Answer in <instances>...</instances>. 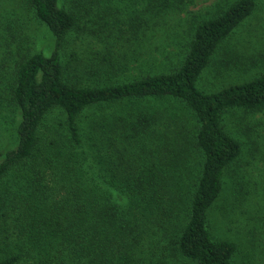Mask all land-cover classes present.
Wrapping results in <instances>:
<instances>
[{
  "label": "trees",
  "instance_id": "trees-1",
  "mask_svg": "<svg viewBox=\"0 0 264 264\" xmlns=\"http://www.w3.org/2000/svg\"><path fill=\"white\" fill-rule=\"evenodd\" d=\"M62 1L19 0L0 15V121L14 137L0 154V264H233L237 244L210 224L243 152L222 118L264 110V71L215 92L196 81L255 0L193 15L179 66L88 85L70 81L59 49L102 0H77L81 13ZM147 1L155 13L192 2ZM30 18L50 33L51 53L31 52ZM150 99L175 101L190 118L121 109ZM54 110L63 120L42 128Z\"/></svg>",
  "mask_w": 264,
  "mask_h": 264
},
{
  "label": "rangeland",
  "instance_id": "rangeland-1",
  "mask_svg": "<svg viewBox=\"0 0 264 264\" xmlns=\"http://www.w3.org/2000/svg\"><path fill=\"white\" fill-rule=\"evenodd\" d=\"M217 1L192 0L182 9L158 13L149 8L147 0H111L108 12L103 11L104 0L102 8L89 5L91 11L79 16L78 24L67 33L59 49L62 61L69 65L68 78L76 85L116 83L179 66L190 40L188 30L193 26V15L204 13ZM64 2L70 10L82 12L77 0ZM18 3L19 0H0V15L10 7H21ZM255 4L252 14L219 44L202 69L196 81L201 90L215 92L263 73L264 0H255ZM111 8L118 10L117 16L109 13ZM19 11L26 14L23 9ZM107 21L109 25H105ZM27 33L31 52L51 53L53 39L44 25L30 18ZM122 105L121 109L130 108L135 113L137 109L145 113L157 110L190 118L179 103L170 99ZM1 113L12 116L9 110ZM62 117L54 110L42 128L62 121ZM87 122L83 121L88 127ZM222 123L227 132L241 141L243 152L240 161L226 174L227 186L210 211V224L214 234L237 244L239 250L233 264H264V110H232L224 114ZM12 130L10 120L0 121V154L14 146ZM256 140L259 149L254 145ZM237 184V190H233Z\"/></svg>",
  "mask_w": 264,
  "mask_h": 264
}]
</instances>
